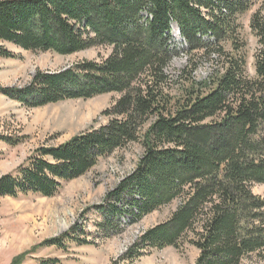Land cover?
Listing matches in <instances>:
<instances>
[{
    "label": "trees",
    "instance_id": "trees-1",
    "mask_svg": "<svg viewBox=\"0 0 264 264\" xmlns=\"http://www.w3.org/2000/svg\"><path fill=\"white\" fill-rule=\"evenodd\" d=\"M253 7L251 76L238 19ZM172 24L210 68L203 81L187 77L188 85L175 92L165 71L174 55ZM6 44L58 54L110 48L99 60L36 70L23 86H0L9 99L33 108L105 93L118 97L100 112L104 122L40 146L4 172L0 197L53 196L100 158L136 142L142 149L137 165L96 206L97 231L111 237L123 230L120 216L134 224L177 204L120 260L187 243L198 250L194 264H264V200L250 187L264 184V0H0V57H14ZM77 233H84L79 225L39 245L90 244Z\"/></svg>",
    "mask_w": 264,
    "mask_h": 264
},
{
    "label": "rangeland",
    "instance_id": "rangeland-1",
    "mask_svg": "<svg viewBox=\"0 0 264 264\" xmlns=\"http://www.w3.org/2000/svg\"><path fill=\"white\" fill-rule=\"evenodd\" d=\"M254 7L239 17L240 38L245 43L247 71L252 76L256 39L249 27ZM173 25V24H172ZM176 26V25H175ZM178 32V33H177ZM171 47L174 55L166 73L174 82L171 92L188 85L185 78L203 81L209 73L207 59L190 52L179 30L171 27ZM14 57H0V86H23L36 70L58 71L81 60H99L109 54L107 46L91 47L72 54L53 51H28L6 44ZM178 93V92H177ZM174 94V93H173ZM118 97L105 93L86 99H67L44 106L29 108L0 94V176L13 171L33 151L44 145H57L71 136L105 121L100 112ZM19 139L8 144L1 138ZM138 143L99 159L84 175L62 183L53 196L35 193L0 197V264L19 258V264H41V260L57 258L56 264H194L198 250L187 243L179 248L146 249L132 262L120 260L128 247L144 230L170 215L176 202L155 210L134 224L127 217L119 218L120 233L103 237L96 228L101 214L96 209L105 202L107 192L133 171L142 151ZM252 193L264 200V184H252ZM79 225L84 233H77L90 244L67 242L66 247L39 245Z\"/></svg>",
    "mask_w": 264,
    "mask_h": 264
},
{
    "label": "bare ground",
    "instance_id": "bare-ground-1",
    "mask_svg": "<svg viewBox=\"0 0 264 264\" xmlns=\"http://www.w3.org/2000/svg\"><path fill=\"white\" fill-rule=\"evenodd\" d=\"M172 26L176 28L175 24H173ZM177 33H178V32H177Z\"/></svg>",
    "mask_w": 264,
    "mask_h": 264
}]
</instances>
